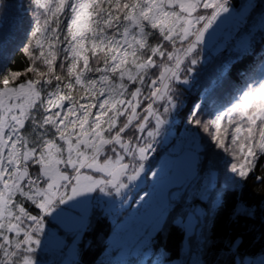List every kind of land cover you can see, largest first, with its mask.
Listing matches in <instances>:
<instances>
[{"label": "snow or ice", "instance_id": "1", "mask_svg": "<svg viewBox=\"0 0 264 264\" xmlns=\"http://www.w3.org/2000/svg\"><path fill=\"white\" fill-rule=\"evenodd\" d=\"M0 64V264H264V0H0Z\"/></svg>", "mask_w": 264, "mask_h": 264}, {"label": "trees", "instance_id": "2", "mask_svg": "<svg viewBox=\"0 0 264 264\" xmlns=\"http://www.w3.org/2000/svg\"><path fill=\"white\" fill-rule=\"evenodd\" d=\"M19 33H17V36ZM27 61L26 58L22 53L17 54L14 63L11 64L12 70H22L24 67H26ZM3 65L0 64V73L3 72ZM196 99L195 95H192L189 97V106H191V103ZM246 198L256 202L259 200L261 196V191L259 190V186H252L250 185L248 190L246 191ZM243 224V222H242ZM107 227L103 224L97 226L96 230L93 231L90 235L86 237V241H90L91 245L86 246L81 254V262L82 264H99V261L101 259H104V244H105V232H107ZM245 233L246 235V242L250 245L248 248V251H256L257 255H259L258 249L260 247V241L257 238L259 236V223H256V230L254 232H247L246 226L245 227H237L233 231V235H238L240 233ZM224 234V229L222 227L221 229V235ZM255 239V242L253 243V239ZM178 241L176 239H173L171 242V245L173 249L175 250L177 246ZM129 260L135 259V256H130L128 258Z\"/></svg>", "mask_w": 264, "mask_h": 264}, {"label": "rangeland", "instance_id": "3", "mask_svg": "<svg viewBox=\"0 0 264 264\" xmlns=\"http://www.w3.org/2000/svg\"><path fill=\"white\" fill-rule=\"evenodd\" d=\"M130 256H135V253L131 252L129 255L126 256V258L128 259Z\"/></svg>", "mask_w": 264, "mask_h": 264}]
</instances>
